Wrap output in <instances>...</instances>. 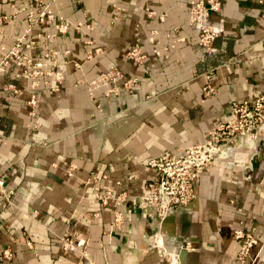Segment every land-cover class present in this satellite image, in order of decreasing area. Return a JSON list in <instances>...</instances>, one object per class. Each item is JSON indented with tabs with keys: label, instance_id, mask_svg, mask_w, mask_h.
Returning <instances> with one entry per match:
<instances>
[{
	"label": "crops",
	"instance_id": "obj_1",
	"mask_svg": "<svg viewBox=\"0 0 264 264\" xmlns=\"http://www.w3.org/2000/svg\"><path fill=\"white\" fill-rule=\"evenodd\" d=\"M192 1L54 0L53 9L71 23L89 20L93 28L71 24L52 40L63 78L56 91L47 90L52 77L35 89L34 115L25 106L28 81L15 75L20 66L10 62L0 71V180L13 190L10 203L0 201V253L11 250L0 264H87V258L96 264H167L171 252V264H237L234 228L253 233L252 264H264V133L254 148L238 142L226 148L224 158L199 173L190 200L160 219L134 204L155 174L143 158L202 141L226 117L231 101L264 91V0H219L207 16V23L220 27L209 53L186 20ZM148 8L154 14L147 15ZM29 9L32 0H0V14L14 12L0 20L4 48L18 35L28 40L51 29L47 23L25 31ZM152 28L157 32L150 43ZM87 35L90 44L83 42ZM176 37L182 39L172 47L150 52ZM136 41L147 53L142 63L124 56ZM92 46L100 51L86 59ZM38 49L36 39L22 48L32 58ZM109 64L135 77L131 91L86 88V79ZM7 82L21 92L3 89ZM204 83L212 86L205 96ZM90 172L107 174L98 179V190L81 182ZM102 185L112 196L123 191L124 201L101 203L95 194ZM115 209L121 211L118 224L112 223ZM64 234L85 239V254L64 249Z\"/></svg>",
	"mask_w": 264,
	"mask_h": 264
},
{
	"label": "built area",
	"instance_id": "obj_2",
	"mask_svg": "<svg viewBox=\"0 0 264 264\" xmlns=\"http://www.w3.org/2000/svg\"><path fill=\"white\" fill-rule=\"evenodd\" d=\"M32 2L34 9H29L25 14L27 23L25 31L34 24L43 25L48 23L51 29L37 31L34 38L28 40H24V35H18L14 37L13 42L6 48L0 44V48H4L0 56V71L8 63L14 62L20 66V71L15 75L28 81L29 93L25 98V106L29 115L35 114L38 103L35 89L40 84L47 85V77H52L53 83L48 85L47 90L49 92L56 91L63 78L61 71L55 68L57 50L52 46V40L58 34L65 33L71 24L75 30L84 28L90 31L93 28V22L89 20L71 23L62 14L53 9L54 0H32ZM219 6V0H193L187 10V23L195 28L197 43L207 53L214 50L213 41L220 32V27L207 23V16L209 12L216 11ZM146 13L147 15H152L154 11L148 8ZM13 16L14 12L11 14H0V20L9 19ZM158 17L162 19L164 13H159ZM156 32L155 28L149 30V34L146 37L148 42H153ZM165 36H168V33H165ZM35 39L39 41V49L37 55L32 58L22 48H27L34 44ZM181 39L182 37H176L174 40L161 45V48L153 46L150 48V52L158 55L160 49H168L174 45L175 41ZM83 42L92 43L90 35H87ZM66 51L64 50V52ZM99 51V46H92L85 50L84 57L89 59ZM146 55L147 53L141 49L138 41L124 51V56L135 63H142ZM135 80L134 76H126L119 67L109 64L92 77L86 79L85 85L88 90L95 86H101L104 94H116L121 88L131 91ZM2 88L13 93L21 92L11 82L5 83ZM201 90L203 96L208 95L212 90V86L210 83H204ZM263 133L264 91L255 94L251 99L231 101L228 105L226 117L211 127L202 141L191 143L180 152L163 150L157 155L145 157L140 161L145 168L154 169L155 174L143 183L141 192L136 197L134 204L141 210L143 215L152 214L160 219L166 215L169 208L185 204L190 200L193 196V185L199 173L206 169L214 158H224L227 154L224 149L233 146L236 142L241 143L242 146L248 149L254 148ZM73 167L74 164L70 163L68 167L69 174ZM99 178H107V174L101 173L97 175L94 172H90L81 182L83 184L92 182L94 183V188L98 190L100 185L97 184V181ZM118 181L116 180V182ZM103 187V191H97L95 194L101 203H106L109 198H114L117 204H121L124 201L125 194L123 191L112 196L109 189L105 186ZM12 192L13 190L5 187L0 180V201L10 203ZM120 220L121 211L115 209L112 223L118 224ZM232 236L238 242L237 264H252L256 255H251V248L257 242L256 237L250 230L243 228H234ZM59 239L64 249H77L81 251L82 255L85 254V239L72 238L66 234ZM26 243L30 244L29 240ZM10 256L11 250L8 247H4L1 250L0 257L7 258ZM171 261V258L168 257L167 264ZM87 264L96 263L87 258Z\"/></svg>",
	"mask_w": 264,
	"mask_h": 264
},
{
	"label": "water",
	"instance_id": "obj_3",
	"mask_svg": "<svg viewBox=\"0 0 264 264\" xmlns=\"http://www.w3.org/2000/svg\"><path fill=\"white\" fill-rule=\"evenodd\" d=\"M171 253L175 254L174 252H171ZM171 253H170V258H171V260H172L173 257L171 256V255H172ZM173 256H174V255H173ZM171 262H172V261H171ZM171 262H170L169 264H171Z\"/></svg>",
	"mask_w": 264,
	"mask_h": 264
},
{
	"label": "rangeland",
	"instance_id": "obj_4",
	"mask_svg": "<svg viewBox=\"0 0 264 264\" xmlns=\"http://www.w3.org/2000/svg\"><path fill=\"white\" fill-rule=\"evenodd\" d=\"M99 71H100V70H99ZM99 71H98V72H99ZM95 87H98V88L102 89V87H101V86H95ZM93 88H94V87H93Z\"/></svg>",
	"mask_w": 264,
	"mask_h": 264
},
{
	"label": "bare ground",
	"instance_id": "obj_5",
	"mask_svg": "<svg viewBox=\"0 0 264 264\" xmlns=\"http://www.w3.org/2000/svg\"><path fill=\"white\" fill-rule=\"evenodd\" d=\"M226 149H224V152H225Z\"/></svg>",
	"mask_w": 264,
	"mask_h": 264
}]
</instances>
